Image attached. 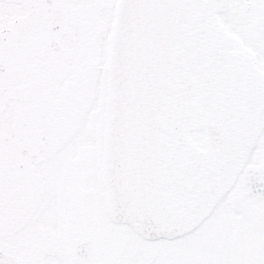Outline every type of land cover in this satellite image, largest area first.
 <instances>
[{"label":"snow or ice","instance_id":"obj_1","mask_svg":"<svg viewBox=\"0 0 264 264\" xmlns=\"http://www.w3.org/2000/svg\"><path fill=\"white\" fill-rule=\"evenodd\" d=\"M0 264H264V0H0Z\"/></svg>","mask_w":264,"mask_h":264}]
</instances>
